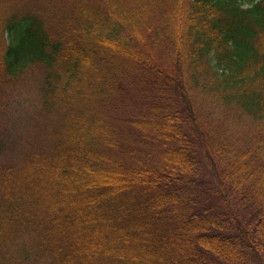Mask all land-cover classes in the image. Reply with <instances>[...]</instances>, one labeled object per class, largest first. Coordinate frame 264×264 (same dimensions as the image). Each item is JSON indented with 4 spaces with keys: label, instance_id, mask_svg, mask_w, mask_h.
<instances>
[{
    "label": "trees",
    "instance_id": "trees-1",
    "mask_svg": "<svg viewBox=\"0 0 264 264\" xmlns=\"http://www.w3.org/2000/svg\"><path fill=\"white\" fill-rule=\"evenodd\" d=\"M0 264H264V0H0Z\"/></svg>",
    "mask_w": 264,
    "mask_h": 264
},
{
    "label": "rangeland",
    "instance_id": "rangeland-1",
    "mask_svg": "<svg viewBox=\"0 0 264 264\" xmlns=\"http://www.w3.org/2000/svg\"><path fill=\"white\" fill-rule=\"evenodd\" d=\"M30 85L34 87L33 84ZM33 87L28 88L21 97L18 95L15 97L18 99V104H21V108H16V113L10 115L7 120L4 121V123H7V125L9 124L11 128L15 129L14 134L16 133L17 135L18 145L26 142L36 143L39 138V136L36 135L37 133L33 132L30 123L31 116H40L35 105L37 92L33 90ZM24 139L25 141L23 142Z\"/></svg>",
    "mask_w": 264,
    "mask_h": 264
}]
</instances>
